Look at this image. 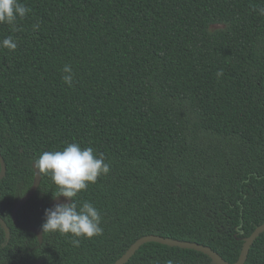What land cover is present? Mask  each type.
<instances>
[{
  "label": "trees",
  "instance_id": "obj_1",
  "mask_svg": "<svg viewBox=\"0 0 264 264\" xmlns=\"http://www.w3.org/2000/svg\"><path fill=\"white\" fill-rule=\"evenodd\" d=\"M19 2L27 15L0 23V41L17 43L0 48V217L10 231L0 224V264H112L148 234L235 262L264 222V0ZM70 143L110 169L73 198L78 209L92 203L103 228L79 246L43 232L59 196L50 175L12 218L34 160ZM169 261L216 264L154 241L124 264ZM244 264H264V232Z\"/></svg>",
  "mask_w": 264,
  "mask_h": 264
},
{
  "label": "clouds",
  "instance_id": "obj_2",
  "mask_svg": "<svg viewBox=\"0 0 264 264\" xmlns=\"http://www.w3.org/2000/svg\"><path fill=\"white\" fill-rule=\"evenodd\" d=\"M29 11L30 9L19 0H0V23L14 25L17 17L23 18ZM261 14H264V9H261ZM12 30L16 31L15 27ZM0 48L15 50L17 43L9 36L0 41ZM63 72L65 75L62 76V80L71 86L74 76L71 66L66 64ZM217 75H222V71H218ZM33 167L39 175L51 176L59 188V195L72 198L69 203H60L45 209L43 232L70 233L74 237L72 243L75 246L80 244V240L76 239L78 237L91 239L102 235L99 210L87 201L78 209L73 199L81 191L86 190L90 183H96L98 177L109 172V165L105 163L102 153L97 156L92 147L81 148L77 143H70L63 150L43 152L34 160Z\"/></svg>",
  "mask_w": 264,
  "mask_h": 264
},
{
  "label": "water",
  "instance_id": "obj_3",
  "mask_svg": "<svg viewBox=\"0 0 264 264\" xmlns=\"http://www.w3.org/2000/svg\"><path fill=\"white\" fill-rule=\"evenodd\" d=\"M5 174V163L3 161V158L0 155V179L3 178ZM40 175L38 172H36V169L34 168V180L31 188L24 194L22 197L18 198L15 205L13 206L12 209V218L14 222H16V213L17 210L27 201L29 198L36 192L38 185L40 183ZM71 202L70 198L64 197L63 195L56 196L53 198L50 202V206H54L56 204L60 203H69ZM0 224L3 227L6 236H9V228L6 225L5 221L0 217ZM29 231L34 233L38 241L41 243L42 242V232L41 230L36 227V226H30ZM264 232V222L257 226L250 234L249 236L244 238L242 248L239 254L238 259L235 262H228L222 258L221 255H219L216 251H214L212 248L209 246L196 243V242H191V241H186V240H179V239H174V238H169V237H162L156 234H148L141 236L138 238L136 241H134L128 248L127 250L117 259L115 260L112 264H124L126 263L129 258L136 252V250L144 243L146 242H158L161 244H166L170 246H178L182 248H190L194 249L196 251L202 252L206 255H208L216 264H244L249 249L251 245L253 244L254 240L262 233ZM35 264H39V262H36Z\"/></svg>",
  "mask_w": 264,
  "mask_h": 264
}]
</instances>
